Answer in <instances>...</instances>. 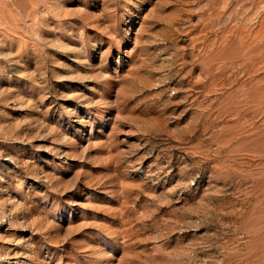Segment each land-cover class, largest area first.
Wrapping results in <instances>:
<instances>
[{"label": "rangeland", "instance_id": "obj_1", "mask_svg": "<svg viewBox=\"0 0 264 264\" xmlns=\"http://www.w3.org/2000/svg\"><path fill=\"white\" fill-rule=\"evenodd\" d=\"M0 264H264V0H0Z\"/></svg>", "mask_w": 264, "mask_h": 264}]
</instances>
